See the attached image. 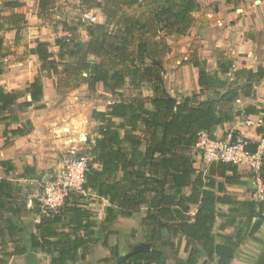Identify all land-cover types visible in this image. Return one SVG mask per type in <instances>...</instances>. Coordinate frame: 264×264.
Masks as SVG:
<instances>
[{
	"label": "trees",
	"instance_id": "16d2710c",
	"mask_svg": "<svg viewBox=\"0 0 264 264\" xmlns=\"http://www.w3.org/2000/svg\"><path fill=\"white\" fill-rule=\"evenodd\" d=\"M138 1L108 0L101 10L109 19H114L113 27L110 22L90 24L88 43L68 37L67 44H74L68 47L65 41L56 39L60 60L74 54L73 63L65 65L67 80L80 76L90 90L102 83L105 91L121 99L108 104L107 111L92 112L93 119L100 125L98 136L90 141V170L84 188L109 200L105 209L106 226L118 215L132 216L145 211L143 242L148 243L150 249L118 257V263L161 264L168 258L167 250L176 255L184 243L187 264H199L202 260L201 264H230L242 241L258 239L256 233L264 224V199L242 200L231 195L226 185L243 184L238 167L215 161L206 171H198L195 149L200 132L213 135L217 126L234 120L228 104L239 97L240 90L250 92L255 77H262L264 71L261 67L256 71L239 69L235 72V81L244 79L245 84L234 85L236 82H231L229 77L232 60L219 62L218 70L210 72L205 61L196 59L193 65L199 69L201 92L180 98L171 95L163 80L162 57L169 49L166 35L186 34L190 30L191 13L197 0H145L144 10H134L136 13L128 19L125 13L119 15L124 5L132 3L133 6ZM32 52L39 56L42 71L59 72L62 63L49 51L47 42H40ZM127 84H152L153 95L147 101L138 94L126 100L123 89ZM25 94H30L31 100L25 101L23 106L41 102V76L24 91L4 93L0 90V110ZM204 94L205 98L201 99ZM41 107L42 104H37V108ZM243 113L263 114V124L257 127V134L264 136V108L248 105ZM29 131L17 128L12 133L24 135ZM245 140L246 149L256 152L259 141ZM7 163L0 162L1 165ZM27 168L21 176L32 177L26 173ZM259 173L264 193V152ZM187 188H191L189 194L185 192ZM21 192L22 187L13 181L0 179V251L8 243H14L13 249L2 255L0 264H7L11 255L27 251V245L20 240L23 228L17 224L24 209V203H20ZM87 198L70 192L57 210L43 209L38 197L32 199L41 220L30 234V244L34 249L50 253L51 264L75 261L80 248L81 257L85 258L90 243L100 241ZM194 207L196 213L191 215ZM219 217L223 218L221 230L234 227L236 233H215ZM115 252L113 249L116 255ZM103 261L109 263L110 259Z\"/></svg>",
	"mask_w": 264,
	"mask_h": 264
},
{
	"label": "crops",
	"instance_id": "0c3cea01",
	"mask_svg": "<svg viewBox=\"0 0 264 264\" xmlns=\"http://www.w3.org/2000/svg\"><path fill=\"white\" fill-rule=\"evenodd\" d=\"M49 1L0 0V39L2 41L0 90L4 93H17L24 91L38 76H41L43 81L41 102L25 107L22 104L31 100V95L25 94L20 95L6 109L0 110V162L8 161L6 165L0 164V179H9L22 187L20 203H24V209L17 224L23 228V233L20 234L21 243L27 245L25 253L11 255L7 264H51L53 256L50 253L40 248L34 249L30 244V234L36 230L35 225L41 220V213L35 212L36 205L32 199L36 198L40 191L37 182L49 173V169L58 168V165L62 163L60 156L63 150L73 147L71 144L75 143L78 136L75 132L77 130L75 120L90 99L86 95L90 91L88 85L85 83L79 85V81H75V83L72 78L68 79V82L64 64L59 65L62 69H59L57 74L42 71L39 56L32 52L40 42H47L49 51L60 62H65V58L62 60L58 58L60 46L57 45L56 39L64 41L71 37L85 43H88L90 39L87 29L82 28L79 31L75 27H70L74 19L72 11L68 12L67 16L62 15L64 19L60 23L53 20L51 16L43 15L41 5ZM55 1L58 5L64 4L69 7L71 5L68 1L73 2L72 0ZM76 1L89 3V0H74V2ZM146 3L145 0H139L138 4L133 5V8L138 7L140 10L136 11H142ZM104 5L105 3L102 6ZM94 9L91 8L90 11L94 12ZM96 9L100 12L102 23L111 19L103 13L101 8ZM191 14L193 21L190 30L186 34L175 32L167 35L166 40L171 49L185 50L186 55L181 56L185 62L180 70L188 68L194 85L190 91L182 87V84L179 85L182 88H178L179 86L172 89L166 87L171 95L180 98L201 92L198 84L199 69L193 65V61L196 59L205 61L206 68L210 72L218 70L219 62L232 60L233 68L229 73L231 82L236 80L235 72L239 69L247 68L256 71L258 67H261L264 71V0H197V5ZM98 18L97 16V22ZM79 32L81 34L77 36ZM73 55L72 53L71 56L65 57L72 59ZM235 82L234 85L245 84L244 79ZM97 87L103 89V84L99 83ZM65 89L67 92H64ZM78 90H81L79 95L76 93ZM102 93L107 95L110 92L103 89ZM207 94L214 93L208 92ZM203 98L201 97V99ZM120 100V98L107 100L99 111H107L108 104ZM237 100L244 109L248 105L264 108V75L255 77L250 92H247L246 89L240 90ZM37 104H42L43 107L37 108ZM0 105L2 104L0 103ZM234 115L232 122L217 126L213 130V136L220 138L230 131H235L244 138L259 141L262 135L257 134V127L263 124V114L245 115L242 112L234 113ZM240 115L246 120L242 119ZM252 123L254 126L251 125ZM17 128L30 129V131L24 135H14L12 130ZM200 159L205 165L199 169L198 162H196V167L198 171H206L210 163L204 160L203 155ZM26 168V173L32 174V177L21 176ZM245 168L248 169L245 166L238 168L243 184L226 185V188L231 195L238 199L251 200V194H247L248 188L254 181L258 186L262 180L256 174L249 175L250 171H244ZM185 192L189 194L191 188H187ZM257 194L260 200L264 199L263 187L260 189L258 186ZM94 196L103 202L102 209L99 212L95 211L92 203H88L87 207L94 214L97 231L101 236L100 241L94 244L90 243L85 258L81 257L83 250L80 248L76 260L70 261L68 264H120L118 257L128 256L132 253L133 247L138 244L135 242L136 234L134 238V233L138 228H141L143 236L142 216L145 214L144 210L139 212L142 216L138 217V222L135 225L132 224L133 227H131L130 220H133L138 213L132 216L118 215L112 224L106 226L105 209L109 205V200ZM222 208L227 210L228 206H222ZM195 213L196 207L192 209L191 215ZM222 223L223 218L219 217L214 228L215 233H236L234 227L221 230ZM13 247L14 243L5 245L4 249L0 251V258L6 252L9 253ZM184 247L183 243L180 252L176 255L170 249L167 250L168 258L161 264H169V260H175L173 264H187ZM113 249L116 251V255L113 253ZM236 256L230 264L233 263ZM106 258L110 259L109 263L103 261ZM202 262L204 260L199 264Z\"/></svg>",
	"mask_w": 264,
	"mask_h": 264
},
{
	"label": "rangeland",
	"instance_id": "374dc122",
	"mask_svg": "<svg viewBox=\"0 0 264 264\" xmlns=\"http://www.w3.org/2000/svg\"><path fill=\"white\" fill-rule=\"evenodd\" d=\"M72 1L73 2L68 1L71 5L69 7V5H64V4L58 5L57 1L50 0L49 2L47 3L45 2L42 5L40 4L43 9L42 13L43 15L51 16L53 20L58 21L57 23H60L61 21L63 22V19H64L62 15L67 16L68 12L72 11L74 13V19L72 20L70 27H75L79 31H81L82 28L86 30L90 26L89 22L83 17V15L87 12L97 15L99 17L98 22H102L101 16H99L100 12L96 8H102L103 3H105L106 5L108 0H89V3H85V1H79V2L78 1L74 2V0ZM130 4L131 5H127V4L124 5L123 6L124 11L120 13L119 15H122L125 13L126 15L124 16H127L125 18L128 19L129 16L135 14L134 10H140L138 7L133 8L132 3ZM91 8H95L94 12L90 11ZM106 22H110L111 26H113L114 19L107 20ZM80 34L81 32H79L77 36H80ZM64 41L68 47H72V45H74V44L68 45L67 44L68 41L67 40H64ZM70 51L72 52V50ZM184 51H185L184 49L183 50L182 49H171V47H169L168 51L165 52L164 56L162 57L163 63L165 65V68L163 71V80H164L165 87L167 88H171V89L177 88L181 84H182V87L187 89V91H190L193 88L194 81H193L191 72L188 70L187 67H185V70H182V71L180 70V68L184 66V62H185L184 59H182L183 57H181L182 55L183 56L186 55ZM191 52H194V51H191ZM89 58H93V57H89ZM65 59H66L65 62H61V63L64 65H69L73 63L75 58L69 59L68 57H65ZM59 69L61 70L62 68L59 66ZM71 78L74 79L73 80L74 82L79 81L78 82L79 85L83 84L81 82L80 76H74V77L71 76ZM74 84H73V87H74ZM182 87L179 86L178 88H182ZM103 89L97 87L95 90H92V91L90 90L87 92L86 95L90 99L89 101H87V105L83 107V110L79 112V114L77 115V119L75 120L77 123V130L75 131L77 132V135H78L77 140L74 141L75 142L74 144H71L73 145L72 148L68 147L65 150H63V152H61L62 154L60 157L62 158V163L58 165V168L54 167L52 169H49L48 170L49 173L47 175L45 174L42 177L46 183L50 181V175L54 176L58 173L59 170L63 169L66 163V159L70 154L75 152V155L80 156V155L88 154L89 151L91 150L90 141H93L97 137L98 127L100 125L98 121L93 119L92 112L94 110L101 109V107L106 104L107 100L119 99V96L115 93H107V95L106 93H102ZM64 92H67V89H65ZM153 92H154V85L152 84H145L141 86H132L130 84H127L125 88L123 89V93H124L123 98L126 100H130L133 94H138L145 101H147L153 95ZM76 93L79 95V93H81V90H78V92ZM205 96L206 94L202 95L201 97L203 98ZM237 101L238 100L236 99L235 101L231 102L228 105L231 106L233 113L239 114L244 111V108H242L240 103ZM240 116L242 118V115ZM242 119L246 120L244 117ZM251 125L254 126L253 123ZM247 132L249 131L247 130ZM197 154H198L197 164L200 169L203 167V165H205V163L201 161L200 159L202 156V151L200 149L197 150ZM244 171H250L248 172L249 175L251 176L254 175V173L251 172V170H248L245 168ZM257 190H258V186L256 182L254 181V183L252 182V184L248 188L247 194H251L252 199L258 201L260 200V198L257 194ZM42 193H43V190L40 189L39 194L41 195ZM87 202L92 203V206L96 209L95 211H98V212L103 207V202L101 201V199H99L98 197L94 195L92 197H88ZM141 216L142 214L138 213V215L136 214L133 220H130L131 227H133L132 224L135 225V223L138 222V217H141ZM230 230L233 231V229H230ZM135 234H136L135 242L136 244L137 243L139 244L143 240L141 228L140 229L138 228L136 230V233H134V238H135ZM257 237H258L257 240L248 238L246 239V241L241 243L238 249L236 259L233 261L232 264H256L259 256H261V254H264V224L261 227L260 231L257 233ZM174 261L169 260L168 263L173 264Z\"/></svg>",
	"mask_w": 264,
	"mask_h": 264
},
{
	"label": "built area",
	"instance_id": "2783aa9c",
	"mask_svg": "<svg viewBox=\"0 0 264 264\" xmlns=\"http://www.w3.org/2000/svg\"><path fill=\"white\" fill-rule=\"evenodd\" d=\"M89 24L97 22V16L89 12L83 15ZM67 41H70L67 38ZM247 142L240 134L233 131L223 137H215L206 131L199 134L196 145L197 150L202 151L204 160L208 163L215 161H224L240 167H248L254 174L260 176L261 159L264 152V136L259 140V146L256 152H250L246 149ZM90 157L88 154L77 156L75 152L70 154L63 169L59 170L54 176L50 175V181L47 183L42 178L38 183L43 193H38V200L43 209L57 210L65 202V198L70 192H76L79 195L92 197L95 194L84 188L87 172L90 170ZM260 189L263 184L258 183Z\"/></svg>",
	"mask_w": 264,
	"mask_h": 264
},
{
	"label": "water",
	"instance_id": "95a60500",
	"mask_svg": "<svg viewBox=\"0 0 264 264\" xmlns=\"http://www.w3.org/2000/svg\"><path fill=\"white\" fill-rule=\"evenodd\" d=\"M147 249H150V245L146 242H140L139 244L133 247L132 253L145 251Z\"/></svg>",
	"mask_w": 264,
	"mask_h": 264
},
{
	"label": "flooded vegetation",
	"instance_id": "af4514ba",
	"mask_svg": "<svg viewBox=\"0 0 264 264\" xmlns=\"http://www.w3.org/2000/svg\"><path fill=\"white\" fill-rule=\"evenodd\" d=\"M256 264H264V254H261V256H259Z\"/></svg>",
	"mask_w": 264,
	"mask_h": 264
}]
</instances>
